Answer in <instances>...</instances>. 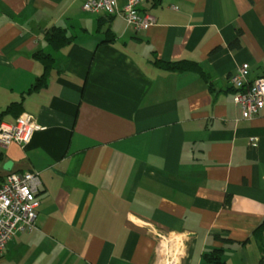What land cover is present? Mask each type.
Returning a JSON list of instances; mask_svg holds the SVG:
<instances>
[{
    "label": "crops",
    "instance_id": "crops-1",
    "mask_svg": "<svg viewBox=\"0 0 264 264\" xmlns=\"http://www.w3.org/2000/svg\"><path fill=\"white\" fill-rule=\"evenodd\" d=\"M82 5L0 0V122L28 113L42 126L0 147V180L42 182L37 230L15 234L0 264H207L216 250L224 264H260L264 109L243 119L229 78L245 63L249 81L264 76V0H143L156 20L140 31ZM55 28L69 40L58 49ZM41 51L53 68L30 92Z\"/></svg>",
    "mask_w": 264,
    "mask_h": 264
},
{
    "label": "built area",
    "instance_id": "built-area-1",
    "mask_svg": "<svg viewBox=\"0 0 264 264\" xmlns=\"http://www.w3.org/2000/svg\"><path fill=\"white\" fill-rule=\"evenodd\" d=\"M142 1L127 0L121 7L120 0H83L82 9L89 13L119 16L127 27L140 31L156 20L151 13L140 11ZM248 71L249 64L245 63L229 78L235 90L234 102L245 120L253 119L264 109V76L249 81ZM39 130L42 126L28 113L21 114L14 123L0 122V147L7 148L13 143L24 147ZM41 184L37 171L11 172L0 180V261L7 254L15 234L37 230L40 205L37 194Z\"/></svg>",
    "mask_w": 264,
    "mask_h": 264
},
{
    "label": "trees",
    "instance_id": "trees-1",
    "mask_svg": "<svg viewBox=\"0 0 264 264\" xmlns=\"http://www.w3.org/2000/svg\"><path fill=\"white\" fill-rule=\"evenodd\" d=\"M47 39L51 43V45L56 49L63 47L69 41L65 33L62 30L57 29V28L47 32ZM230 47L231 48L241 47L240 35L237 37L235 41H233L230 44ZM34 58L44 64L45 72L40 78H38L35 85L32 87V89H30V92L38 91L42 89L43 87L47 86L48 77L50 75V72L53 68V63H54L53 56L51 54H47L42 51L35 53ZM154 64L158 66L159 68H162L164 70L171 71V72L195 71V72H199L203 74L199 64L193 61L184 60V61H178V62H165V61L160 60L158 57H155ZM22 105H23V102L12 103L3 112V114L13 113V112H16V110L19 111L22 109ZM263 233H264V224H262L255 231L256 235H262ZM221 252H222L221 250L219 251L216 250L213 254L207 255L206 256L207 264H224V262H222L221 260ZM263 262H264V259L262 258L260 261V264H263Z\"/></svg>",
    "mask_w": 264,
    "mask_h": 264
},
{
    "label": "water",
    "instance_id": "water-1",
    "mask_svg": "<svg viewBox=\"0 0 264 264\" xmlns=\"http://www.w3.org/2000/svg\"><path fill=\"white\" fill-rule=\"evenodd\" d=\"M4 170L6 171H11L12 170V162L11 161H8L4 164Z\"/></svg>",
    "mask_w": 264,
    "mask_h": 264
},
{
    "label": "rangeland",
    "instance_id": "rangeland-1",
    "mask_svg": "<svg viewBox=\"0 0 264 264\" xmlns=\"http://www.w3.org/2000/svg\"><path fill=\"white\" fill-rule=\"evenodd\" d=\"M165 243H166V246H165V247L167 248V247H168V243H167V242H165ZM165 243H164V244H165ZM166 264H170V262H169V263H166Z\"/></svg>",
    "mask_w": 264,
    "mask_h": 264
}]
</instances>
